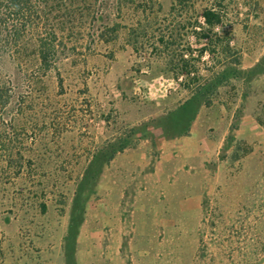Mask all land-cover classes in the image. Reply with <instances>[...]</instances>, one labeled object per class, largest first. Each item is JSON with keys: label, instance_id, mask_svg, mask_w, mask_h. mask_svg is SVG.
Returning a JSON list of instances; mask_svg holds the SVG:
<instances>
[{"label": "rangeland", "instance_id": "obj_1", "mask_svg": "<svg viewBox=\"0 0 264 264\" xmlns=\"http://www.w3.org/2000/svg\"><path fill=\"white\" fill-rule=\"evenodd\" d=\"M7 5L0 264H264V0Z\"/></svg>", "mask_w": 264, "mask_h": 264}, {"label": "trees", "instance_id": "obj_2", "mask_svg": "<svg viewBox=\"0 0 264 264\" xmlns=\"http://www.w3.org/2000/svg\"><path fill=\"white\" fill-rule=\"evenodd\" d=\"M4 1L7 2L8 4L7 6L9 8H17L23 11L25 9V4H27V2L30 0H0V4L3 3ZM202 16L205 19V23L209 27H211V29L216 28L222 22V18H223V14L221 13V10L217 9L216 7L205 8L202 12ZM39 46H40V49H39L40 58L41 60L46 61L48 59V54H49L50 49L44 42H41ZM227 47L228 49H231L230 43H228ZM237 62L240 63L239 59ZM228 73H229L230 78L231 77L237 78L239 76V67L238 68L236 67V69L235 68L230 69ZM227 75L225 76V78L228 80L229 77ZM205 84L197 85L198 86L197 92L201 94H205L210 90L211 87H213L212 84H209V83L208 85H205ZM206 102L207 103L210 102V99L209 98L206 99Z\"/></svg>", "mask_w": 264, "mask_h": 264}]
</instances>
